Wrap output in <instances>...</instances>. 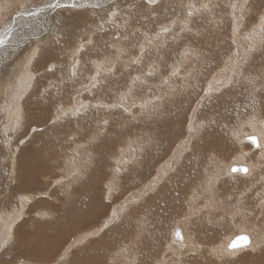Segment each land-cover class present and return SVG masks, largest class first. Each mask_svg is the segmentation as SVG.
<instances>
[{
	"label": "rangeland",
	"instance_id": "rangeland-1",
	"mask_svg": "<svg viewBox=\"0 0 264 264\" xmlns=\"http://www.w3.org/2000/svg\"><path fill=\"white\" fill-rule=\"evenodd\" d=\"M24 1H28L26 6H28L27 8H30L29 13L24 12L26 11V8L23 6ZM49 1L50 0H21L20 3H18L16 0H0V30H3L6 27L12 29V35L8 39L7 44L4 47H0V133H3L4 135L18 133V135L16 134L7 140L10 144L9 146H11V148L14 147V152H16L15 156L18 157L17 165L30 162V147L23 148L21 154H19L20 146L22 147L23 144L27 143L32 145L33 143H31V140L39 136L47 137V131L51 132V137L54 135V137L57 138L55 139L56 147L54 151L55 153L52 156L53 158H50L48 161L49 165L47 162L44 166L47 168L41 171V175L35 173L36 175L33 174V178H30L25 182V185L30 184L28 190L17 186V189H19L21 193H33L34 196L31 200L27 201L25 198L18 196L16 191H12L17 196V202L9 205L0 214V233L3 231V223H10L13 216L17 217V220L11 222L8 226V228L13 227L11 229L10 242L8 240L5 244H10L13 241V230L22 220H25L26 225L21 227L20 239L18 237L17 240L22 239V241L26 243L31 237V226L29 225L30 219L35 218L43 225L48 223V218L54 221L55 217H57L60 212L65 213L63 207L67 205L63 204L65 203L64 196H58L56 190L60 192L61 189L64 190L65 187L68 184L71 185V183L72 186H74L72 189L76 188L81 182H86L93 177V170H95L96 167L100 169L103 180L100 179L98 182L97 191L100 192H96L97 203H95L90 209L91 211H88L89 213L84 216L86 221L84 220V217H80L76 218V221L73 222V225H71L70 228H65L64 225L58 226L57 232L60 235L52 239L47 247H44L42 250L40 249L41 252L45 251L47 254L44 252L41 253L39 248H36L35 246L38 252L32 250L31 255L33 256L30 257V250L27 251L28 248H25L23 252L27 254L24 255L21 253L25 257L14 258L7 264H24L25 262L46 264L54 259L55 261H59L58 255L62 254L60 251L64 246L68 247V253L72 252L71 257L69 256V261L65 263L69 264V262L79 259L83 253H88L89 250L99 249L103 245L106 246L110 235L125 230L122 226L124 224H126L127 228L130 227L128 228V230H130L126 232L128 235L125 234L126 238H129L131 233L139 232L140 227L137 228V224H140V226L144 228L145 235L152 232L154 227L144 214L148 211L150 205H152L155 200L159 198L161 200V197L166 196V194H164L166 192L163 191L162 188L164 184L168 185L173 183L174 173H177L176 169L181 165L180 163L185 157H188L189 154V156H192L195 153L194 148H196V145L199 143L210 141L204 134V129L207 127L208 123L215 121L216 119V115L213 116V112H215L217 108H220L221 103V99H218L217 97L222 93H227L226 90L230 88V86H237L238 84L235 85L234 83H237V81L240 82L242 79L248 82L249 89V81L251 80L250 74L253 73L250 64H252L251 60L256 53H250L247 51L238 57L240 53L236 54L235 51L238 39L236 42L232 40L233 25L235 28H238L237 25H241L238 20L242 22L256 20L257 16L264 8V0H260V3L257 0H247L246 4L244 0H189L196 3L195 12H193L192 9L188 10L186 8V6L193 7L192 5L184 4L186 0H176V12L174 10L173 0H158V3L152 7H149L144 0H97L95 3V0H76V3H80L79 5L86 4L88 6L86 8L78 7L76 9H67L63 7L54 8V11L51 12L50 8L46 7ZM69 1L72 2V0H62V4L68 3ZM102 1H104L103 4L100 3ZM130 2L132 4H130ZM93 4H99V7L93 8ZM124 4H127L129 7L124 8L126 6ZM198 4L200 6H198ZM232 5H237V7L233 8ZM37 8L38 10L39 8H44L45 10L41 12L36 10ZM240 8H242V11H240L242 18L233 20L230 13L237 12ZM31 9L38 12V14H30L32 12ZM161 9L166 12V15L161 14ZM85 11L96 14L90 22L95 24V30L97 31H95V34H97V36L101 34V30H99L98 26L102 22H104V29L107 28V26L119 25L120 27L122 25V19L127 18V22L125 23V28L127 30L114 27V31H108L107 34L104 32L103 34L107 39L105 40V43L112 42L111 46L109 45V47L105 48L104 53L92 52L93 46L97 42V37L93 33L90 35L91 38H94L91 44L84 41V39L87 38L84 36L85 31L80 35H77V38H72L70 35H63L56 40H52L55 26L66 23L72 18L76 19L82 17L87 14ZM111 11L116 12L117 16L113 18V23H108L107 15ZM209 11H211V13L213 12V14H206L209 13ZM250 11L254 12V15L251 14ZM43 12L50 14V20L48 23L40 18L41 13ZM78 12L80 13L78 14ZM189 12L192 13L191 16H189ZM173 13L178 16L173 18L174 16H171ZM24 15H26V17ZM30 17L33 19L35 18L33 24L32 21L30 23L26 21V19H31ZM170 17L172 19H170ZM176 17L178 18L176 19ZM79 19L82 20V18ZM253 23L257 24L256 22ZM142 24H145L150 30V37L148 38L147 43H145L146 40L141 38V35H137L138 29ZM164 26L166 27L157 31L159 27ZM164 29H167V32H165ZM173 31L175 32L174 34ZM131 34L133 35L129 37ZM155 35L158 36L155 37ZM116 36H119L120 39L116 40ZM235 36L234 38L236 39L237 37ZM121 43V55H119L118 58L115 55L116 48L114 46L120 45ZM247 43L249 44L247 41L244 42L245 47L247 46L246 49H248ZM49 45L52 48L61 51L62 56H53L52 53L47 50ZM211 45L213 46V49ZM221 45H224L223 51L218 52L219 54H215L216 50L214 49ZM75 46L78 48L83 46V50L76 52ZM155 46L156 48L153 49ZM260 48L261 45H259L255 51H258ZM34 49L36 51H34ZM190 49L192 51H190ZM74 53H76V55L72 56ZM230 53L233 54V56L231 55L230 60L233 61L232 64L235 62L237 63L236 66H229L233 70L232 73H229L232 75V78L228 83L221 85L223 80L220 75V70H223V68L220 67H223L224 62L227 57L230 56ZM136 56L140 57L141 61L133 63V61H136L133 59L136 58ZM213 56L218 58L213 60V62L211 61L209 64H206L205 61ZM30 57L31 60L29 62ZM106 57H108L112 65L114 63L111 72L107 70V61L103 62ZM200 61H203L201 66L199 64L201 63ZM74 63L76 65V76L72 75L71 72L73 68L70 67ZM100 65H103V68L101 69L100 75L97 77L99 83L95 88H91L89 77L93 74L92 70L94 69L93 71L95 72L96 68ZM49 67L53 68L50 72L48 71ZM239 68L243 70L242 79L241 76H239ZM56 69L59 71L60 75L54 74ZM113 73H116L114 74L115 76ZM149 73H151V75H149ZM33 74L35 75L33 82L25 95L21 97V103L25 102L26 99L29 103H32V100H34L35 96H31L33 84L36 83V95L45 97L49 91H52V88L49 85L53 84L55 79L61 76L58 79L63 81L62 84L67 88V92L70 90L66 102L70 105L74 98H80L82 100V103H79V114H74V108H71L67 112L66 110L59 108V105H55V109L51 108L50 111L45 114L46 119L43 120L42 123H39L38 125V122L36 121L29 123L26 121L25 123V120L23 119L15 130L10 131L6 121L8 118L7 113L12 109L14 102L18 99L17 97L20 96L21 83L27 81ZM181 74L184 75L182 76ZM194 76L197 77L195 78ZM183 77L186 78V80ZM187 81L188 83H191V85H188ZM197 81L198 83H196ZM252 81H255V88L260 90V106L262 105L259 110V115H256L255 117L264 118V75L260 78H256L253 73ZM193 83H195V85ZM144 84H147V87H145ZM216 86L220 87L217 88ZM212 87L214 88L212 89ZM125 89H129L130 91L126 92ZM75 90H77V93L74 94ZM184 90L185 92L187 90L186 94L184 93ZM253 90L254 89L251 86L250 91L248 92H252ZM238 91L243 97L250 98V95L245 91L244 84L239 85ZM177 92H182L183 95L182 93ZM186 100L187 102H185ZM97 105H102V107H97ZM177 105L180 106V110L176 109L178 107ZM125 108L127 111L124 110ZM63 113H67V115H64ZM55 114H57V116ZM38 116L40 115L36 114L35 110L31 108V105L26 107V119L29 120V117H35L34 119H36ZM175 117H178L180 132L173 131L172 126L167 123L168 120H172ZM212 117L213 120H211ZM250 117H252L253 120V115ZM250 117L246 114L237 124V127L234 128L235 130L233 129L232 131L235 133L237 132V134L239 132H250L251 126L248 123ZM12 119H14V116ZM74 120L76 122H74ZM192 120L193 122L190 126L189 124ZM105 121H107V123H105ZM258 121L255 119V124ZM64 123L70 125L64 129ZM32 128H36L37 131L33 133L31 131ZM192 128L193 130H191ZM257 128L258 126L252 129L256 130ZM165 136L168 137L167 140L164 141V144L167 146H162L161 143ZM250 136L252 135L248 134L242 136L244 138L242 142L246 148H241L236 142H234L237 145L234 149L231 148L234 150L233 152H230L231 149H229L228 146H223L224 148L222 149V152H224V154L220 153L218 150L212 151L210 149L202 152L206 154L204 162L200 163V178L195 179L196 183L199 184L203 182L205 178L204 176L214 170L218 171L221 176L225 174L227 177L228 169L230 168V165H227L231 163L232 160L238 158L234 155L236 152L242 150L243 152H248L249 149L255 150L256 146L245 139V137L248 138ZM144 138L146 139L145 145H140L139 141H143ZM231 138L232 137H228L229 140H233V138ZM154 139L158 140V143H154ZM20 140H24V143L21 144ZM181 140V145H178V142L180 143ZM35 142L37 143L38 139H36ZM249 142L252 145H250ZM68 144V147L70 148L67 147ZM186 144L188 146H186ZM192 145L194 146L193 148ZM15 148H18L19 151ZM155 150L163 151L162 155L155 157ZM211 160L216 161V163H212ZM243 161H246V159ZM37 162H39V160H37ZM116 162L120 163L119 165L121 167L119 169L115 166ZM148 162H152V167L149 171V177L146 178L144 177V175H146V167L142 163ZM171 164V169H169L166 175H163L161 181L158 182L162 169L169 167ZM0 166L2 165L0 164ZM263 166L264 165H262L259 160L257 163H254L252 166V176L264 175V173H260ZM6 167L8 168V166ZM74 170L80 173L75 179V175L71 174L74 173ZM140 170H142V172ZM136 174L138 175L137 177L135 176ZM149 178H156V180L153 181L152 185L146 186L143 190L144 192L141 193L142 186L138 189L137 187L140 184L142 185L147 182ZM192 178H195V176L192 175ZM72 180L73 182H71ZM106 182L113 183L110 196L106 194L107 192L104 193L107 188ZM115 183L118 185L116 186ZM99 186L104 189H101ZM204 192L205 191H201L200 193L194 192L195 196L200 194L197 196L199 198L196 199L197 204L203 203L205 197L203 195ZM232 193H228L225 196L226 201L230 198ZM187 195L188 197L190 196L189 194ZM241 195L242 193L239 192L237 197L239 198ZM263 199L264 195L258 193L250 199L247 207L251 212L258 213L260 210L258 207V201ZM183 204L185 205V202H183ZM142 207H144V209ZM205 211L206 210H201V212L198 213L195 212V208H188L186 211L182 210L180 216L184 214L186 218L182 220V222L177 223L178 227H176L175 224L171 228L168 237L165 235V231L160 233L165 243H168V245L172 247L173 244H175V247L178 250L184 251L187 246L191 245L193 240H200L202 251L204 253L210 254L217 248L224 251L227 241L219 243L216 240L213 246L210 245V239L213 237L212 229L200 228L197 224L204 222L201 217L204 213L206 214ZM240 215H245V218L249 220L253 219V215H250L247 212H229L228 220L226 222V227H229L226 231L227 233H230V231H238L239 229L236 228L243 224L247 234L264 237V232L261 228H258L249 222L240 223L233 221L234 218V220H237ZM172 217L168 220V224H166L169 228L176 219ZM123 221L125 223H123ZM106 222L107 227L104 226ZM126 222L130 223L127 225ZM76 224L79 225L76 226ZM98 224L99 226L96 229L86 232ZM190 225L193 229H190ZM231 228L234 230L232 231ZM176 229H179L184 236L183 246L172 239V233ZM118 236L123 238V240L125 239L124 235H117L115 238H119ZM72 241H77L78 243L69 246ZM97 241L98 244L96 243ZM8 245H6V247ZM99 245L100 247H98ZM113 247L114 246H112V248ZM55 248L58 249L55 250ZM117 249H119L120 252L119 247H114L111 251L110 255L112 257V262L127 264L129 259L127 260L126 258L130 257L128 250L122 251L120 256ZM116 251L118 253H116ZM145 251L146 249L141 247L137 254L143 255ZM42 254H45L48 258ZM124 254L126 255V258ZM92 255L98 257L99 253H92ZM127 255L129 256L127 257ZM114 256L117 259L114 258ZM254 256L260 257L261 263L264 264V254L259 256L254 253ZM174 257V255H171L165 264H176ZM124 261L127 262L125 263ZM0 264H3V262L0 261Z\"/></svg>",
	"mask_w": 264,
	"mask_h": 264
},
{
	"label": "bare ground",
	"instance_id": "bare-ground-1",
	"mask_svg": "<svg viewBox=\"0 0 264 264\" xmlns=\"http://www.w3.org/2000/svg\"><path fill=\"white\" fill-rule=\"evenodd\" d=\"M20 1L21 0H18V1L16 0V2H18V3H20ZM96 1L97 0H95L94 3ZM257 1L260 3V0H257ZM51 2H54V0H51ZM26 3H28V1H24L23 2V6L26 8L25 9L26 11H24V12H28L29 13L30 12V10H29L30 8H27L28 6H26ZM61 3H62V0H61ZM68 3H71V1H69ZM100 3L103 4L104 1H102ZM77 4L79 5L80 3L78 2ZM130 4H132V3L130 2ZM173 4H174V10L176 12V10H177V1L173 0ZM184 4L192 5L193 7L186 6V8L188 10L192 9L193 12H195L196 3H193L192 1L186 0L184 2ZM199 4H198V6H200ZM124 5H126L124 8H128L129 7L127 4H124ZM242 8H240L237 12H231L230 13L232 15L233 20H235L237 18H242L241 14H240V11H242L241 10ZM198 9H199V7H198ZM31 10H32L31 13L35 12V11H33V9H31ZM36 10H38V8ZM50 11L52 12V11H54V9L50 8ZM160 12H161V14L166 15V12L163 9H161ZM79 13L80 12H78V14ZM86 13L87 14L83 15L82 17H79V18H82V20L79 19V18H76V19L72 18L73 19L72 20L70 17H68L71 20H68L66 23L58 24L57 26H55L54 34L52 36V40H56V39H58L59 37H61L63 35H70V37H72V38H77V35H80L83 31H85L84 36H86L87 38L84 39V41L86 43H88V41L92 42V40L94 39V38H91V36H90L91 33H93L97 37V42L93 46L92 52L93 53L94 52L104 53L105 52V48L109 47V45L111 46L112 42L105 43V40H107V39H106V36L103 33L106 32V34H107L108 31H111V30L114 31V27H117V26H107V28H105L104 31H101V34L97 36V34H95V31H96L95 30V24L90 22V20H92L96 16V14H93V13H90V12H86ZM250 13L254 15V12L250 11ZM206 14H213V12L211 13V11H209V13H206ZM24 16L26 17V15H24ZM24 16H22V17H24ZM40 16H41L40 18L43 21H46L47 23L49 22L50 14H47L46 12H43V13H41ZM171 16H174L173 18H175V16H178V15L173 13V14H171ZM206 16H208V15H206ZM181 17H182V15H181ZM184 17H186V16H184ZM262 17H264V8L261 10V13L257 16L256 20H254V21L247 20V21H244V22L238 20L241 23V25L240 24L237 25L238 28H235V26L232 24L233 25V32H232V34H233L232 38L233 39L232 40L236 42V40L238 39V42H237L238 44L235 47L236 54L240 53L238 57H240V55H242V53H244V52L246 53L247 51H249L250 53L251 52L256 53L255 56L251 60L252 64H250V66L252 68V72L254 73L256 78H260V77H262L264 75V25H262V22H261V18ZM177 18L178 17H176V19ZM170 19H172V18L170 17ZM230 19H231V17H230ZM26 21L29 22V23L32 21V24H33L34 21H35V18L34 19L33 18L26 19ZM126 22H127V18H123L122 19V25L119 28L127 30L125 28V23ZM180 22H181V20H180ZM253 22H256L257 24H254ZM165 27L166 26L159 27L157 29V31L160 30L161 28H165ZM26 28H28V27H26ZM234 28H235V31H234ZM174 33L175 32L173 31V34ZM132 35L133 34H131L129 37H131ZM137 35H141V38L146 40L145 43H147L148 42V38L150 37V30L145 24H142V25H140V27L138 29V34ZM157 36L158 35H155V37H157ZM234 36L237 37V38L235 39ZM17 41H18V39H17ZM245 41L249 42V44L247 43L248 44V49H246L247 46L245 47V45H244ZM185 42H187V41H185ZM189 42H190V40H189ZM157 43H158V41H157ZM259 45H261V48L258 51H255V49ZM114 47L116 48L115 55H116V57L119 58V55H121L120 51L122 49V43L120 45H116ZM211 47L213 49L212 45H211ZM75 48H76L75 50L77 52L78 47L75 46ZM154 48H156V46L153 47V49ZM223 49H224V45L218 46L217 48L214 49V50H216L215 54H219L218 52L223 51ZM47 50H49L52 53L53 56H59V57L62 56V52L61 51H58L55 48H52L50 45H49ZM34 51H36V50L34 49ZM185 51H186V49H185ZM190 51H192V50L190 49ZM193 51H194V49H193ZM140 52H141V50H140ZM183 53H184V51H183ZM193 54H192V56L194 57ZM75 55H76V53H74L72 56H75ZM231 55L233 56V54L230 53V56L227 57L226 61L223 64V67H220V68H223V70H220V75H221L222 80H223L221 85H224L225 83H228L229 80L232 78V75L229 74V73L230 72L232 73L233 70L229 66H233V65L236 66L237 62L232 64L233 61H230L231 60ZM217 58L218 57H215V56L209 57L208 60L205 61V63L209 64L211 61L213 62V60H216ZM133 59H135L136 61H141V58L138 57V56H136V58H133ZM154 60H152V61H154ZM106 61H109L108 57H106L103 60V62H106ZM202 63H203V61L201 63H199L200 66L202 65ZM73 65L74 64H72L70 67L73 68ZM113 65H114V63H113ZM94 66H95V64H94ZM70 67H69V69H70ZM237 67H238V65H237ZM75 68H76V65H75ZM171 68H173V67H171ZM224 68H226V69H224ZM236 69H238V68H236ZM93 70H92L93 74H91L90 77H89V83L90 84L92 83V80H91L92 77L97 75V68H96L95 72ZM81 71H83V70H81ZM102 72H104V71H102ZM120 72H122V71H120ZM145 72H146V70H145ZM239 72H240L239 76H241V79H242L243 70L241 68H239ZM253 73L250 74L251 80L253 78ZM54 74L55 75H60V73H59V71L57 69L54 71ZM114 74H116V73H113V75ZM30 77H31V79H28L27 81H24V82L21 83L20 96L17 97L18 99L16 101L14 100L15 102H14V104L12 106V109L10 110L9 113H7L8 118L6 119V121L8 123V129L10 131H13V130L16 129V127H18L17 126V117H19L18 125L22 122L23 119L25 120V123H26V121H27V123L36 121V122H38L37 123V125H38L39 123H42L43 120L46 119L45 118V114H47L50 111L51 108L55 109V107L57 105H59L58 106L59 108H61L63 110H66L67 112L71 108H74L73 110H75V109H79L80 110V107H79L80 104L79 103H82V100L80 98H74L72 104H70V105H69V103L66 102V99H67V97L70 94V90H69V92H67L68 91L67 88L62 84L63 81L58 79L61 76L56 78L55 82L53 84L49 85V86H51L52 91H49L46 94L45 97L41 96V95H39V96L36 95V83L33 84V88L31 90L32 91L31 96H33V95L35 96L34 100H32V103L31 102L29 103L27 101V99H26L25 102L21 103L20 102L21 101V97L23 95H25L26 91L29 89L31 83L33 82V79H34L35 75L33 74ZM133 77H134V73H133ZM187 78H188V76H187ZM190 78H192V77H190ZM184 79L186 80V78H184ZM134 80H135V78H134ZM114 81H117V80H114ZM138 81H140V80H138ZM152 82H153V80H152ZM136 83H138V82H136ZM187 83H188V81H187ZM196 83H198V81ZM147 84H144V86L147 87L146 86ZM189 84L191 85V83H188V85ZM193 84L195 85V83H193ZM234 84L235 85L238 84V85L237 86H234V85L230 86V88H228L226 90L227 93H225V94L222 93L223 95L220 94V96L217 97L218 99H221V103H220V108L219 109L217 108V110L216 111L214 110L215 112H213V116L216 115V119L214 117L215 121H212L210 123L207 122L208 125L204 129V134L209 138L210 141L209 142H205V143H199L198 145H196V148H194L195 149V153L193 155L191 153V155L193 157L189 156L190 154L188 155V157H185V159L180 163L181 165L176 169L177 173L176 174L174 173V177H173L174 181H173V183L168 184V185L164 184L163 188L160 186L163 189V191L166 192V193H164V194H166V196L163 194L166 198L165 197H161V200H160V198L159 199L156 198L157 200H155V202L152 203V205H150L148 211L145 212L144 215L146 216L147 220H149L152 223V225L154 227L152 232H150L149 234L145 235L144 228L142 226H140V224H137V228L140 227L139 232L131 233L130 237L126 238L125 234L128 235L126 232H128L130 230V229L128 230V228H130V227L127 228L126 224H124V225L121 224L125 228V230H123L121 232H118V233L115 232L113 235H110L108 237V243H107L106 246L105 245H103V246L101 245V243H100L102 241L101 240L99 243H100V245L102 247H100V245H99L98 246V247H100L99 249H95V250H91V251L89 250V252L86 253V254L83 253V255L79 259H77L75 261H71V262H69V264H121V262L118 263L117 261H116L117 263H115V262L113 263L112 262V257H111L110 254H111V251L114 249V247H119L120 248V252H119V249H117L118 252H119V255H120V253H122V251L128 250V253H129L130 257L126 258V255L124 254L125 258L127 260L129 259L127 264H165L169 260L171 255L175 256L174 257V261H175L176 264H262L261 260H260V257L254 256V253L258 254L259 256H262L264 254V237L257 236V235H252V234H247L245 232V228H244L243 224H241L239 227L236 228V229H239L236 232H231V231H230V233L226 232L227 229L229 228V227H226V222L228 220V213L229 212H234V213L247 212L248 214L253 215V219L252 220L246 219L245 215H240L237 220H234L235 219L234 218L233 221L234 222H240V223L249 222V223H251L252 225H254L256 227L261 228V230L264 232V207H263L264 206V199L258 201V207L260 208L258 213L251 212L249 210V208L247 207V204H248V202L250 201V199L252 197L257 195L258 193H262L264 195V175H260V176H255L254 175V176H252V166H253L254 163H257V161L259 160L260 163L262 165H264V118L255 117L256 115H259V112H260L259 110L262 107V105L260 106V102H261V99L259 97V91L260 90L259 91L253 90L252 92H248V91H250L251 85H250V87L248 89V82L244 81L243 79L240 82L237 81V83H234ZM240 84H244L245 85V91L248 93V95H250V98H245L239 93L238 87H239ZM185 85H187V84H185ZM216 87L218 88L220 86H216ZM213 88L214 87H212V89ZM188 89H189V87H188ZM210 90H211V88H210ZM125 91L129 92L130 90L129 89H127V90L125 89ZM186 92H187V90H186ZM186 92L184 90L185 94H186ZM75 93H77V90L74 91V94ZM177 93H182V92H177ZM182 95H183V93H182ZM215 101H216V99H215ZM185 102H187V100ZM29 105H31V108L33 110H35L36 114L40 115V116L37 117L38 119L37 118L34 119L35 117H33V118L29 117V120L26 119V107H29ZM24 107H25V110H24ZM176 109L180 110L181 108H180V106H178ZM206 111H207V109H206ZM246 114H248L249 117L253 115V117L256 119V121L259 120L255 124V128H256V126H258V128L255 130V129H252L254 127L251 126L250 128L252 129V132H251V129H250V132H248V131L247 132H239L238 134H237V132L236 133L233 132L232 130L235 127H237V124L244 118V116ZM55 115L57 116V114H55ZM13 116H14V119H12ZM206 116H207V114H206ZM82 118H83V116H82ZM177 118L178 117H175L172 120H168L167 123L172 126V130L173 131L180 132V124H179ZM76 120H78V119H76ZM211 120H213V117H212ZM249 120L252 121V117H250ZM209 121H210V119H209ZM74 122H76V121L74 120ZM192 122H193V120L190 122V124H189L190 126L192 125ZM69 125L70 124H65L64 123V126H63L64 129H66ZM198 125H197V127H198ZM191 130H193V128ZM240 130H242V129H240ZM47 133H48L47 137H40L39 136V137H36V138L32 139L31 140V143H33L32 145L31 144L29 145L27 143V144H23L22 147L20 146L19 147L20 151L18 150V148H15L16 150H18L20 152L19 154H21V150L23 148L30 147V154H29L30 155V158H29L30 162H28L26 164L22 163V165H17V161H18L17 158L18 157L15 156L16 152H14V147L11 148V146H9L10 145L9 142L7 141L8 138L13 137L16 134L18 135V133H13V134L9 133L7 135H4L3 133H0V134H3V135H0V164L2 165V166H0V214L9 205L14 204V203L17 202L16 194L18 196H21V198H25L27 201L31 200V198L34 196L33 193H30V194L21 193L19 191V189H17V186L19 188L21 187V188H23L25 190H28V187H29L30 184L25 185V182L27 180H29L30 178H33L34 177L33 174L36 175L35 173H38V174L41 175V171L44 170L45 168H47V167H44L46 165V163L50 160V158H53L52 156L55 153L54 151H55V147H56V140L55 139H57V138H55L54 135H52V137H51V132L47 131ZM252 133H254V134H252ZM248 134H251L252 136L254 135V136L257 137V140H258V143L260 144V147H255V150L249 149L248 152H243V150L239 151V152H236L234 155L236 157H238V158L235 159V160H232V162L227 165V166L230 165V168L232 166L237 167V168H240V167L246 168L247 167L248 175H246L247 173H243V172H232V171H230V169H228V172H230V173L232 172V176H229L228 175L229 173H227V177H226L225 174H223L221 176L218 171L214 170L213 172H211L208 175L204 176L205 178H204L203 182H201L199 184L196 183L195 179L196 178H200V163L204 162V157H205V154H206V153H202V152L206 151L207 149H210L212 151L218 150L220 153L224 154V152H222V149L224 147L228 146L229 149H231V148L234 149L237 144L241 148H246L244 146L243 142H242V140H244V138L242 136L248 135ZM191 135H192V133H191ZM167 136H165V138L163 139V141L161 143L162 146H167L166 144H164L165 143L164 141H166L167 138H168ZM228 137H232L233 140H229ZM36 139H38L37 143L35 142ZM245 139L250 141L249 137L248 138L245 137ZM153 141H154V143H158V140H156V139H154ZM145 142H146L145 138H144L143 141H141V140L139 141L140 145L141 144L145 145ZM234 142H236L237 144H235ZM181 143H182V140L180 141V143L178 142V145H181ZM69 144L67 145V147L69 146ZM186 146H188V145L186 144ZM193 147L194 146L192 145V148ZM62 148H64V147H62ZM68 148H70V147H68ZM68 150H66V151H68ZM233 151L234 150L231 149L230 152H233ZM154 153H155V157H159V156L162 155L163 151L155 150ZM24 155H25V153H24ZM190 157H192V158H190ZM244 159H246V161H243ZM37 160H39V162H37ZM19 162H21V161H19ZM211 162L212 163H216V161H212V160H211ZM119 164H120L119 162H116V165H115L116 168H118V169L121 167ZM142 164L146 167V169H145L146 175H144V177L147 178V177H149V171H150V169L152 167V162L142 163ZM40 165H41V167H40ZM48 165H49V162H48ZM6 166H8V168ZM98 166L101 167L100 165H98ZM133 166H134V164H133ZM38 167H40V168L35 170ZM171 167H172V164L169 167H166V168L162 169V172H161L160 178L158 179V182L161 181L163 175L164 174L166 175L167 171L169 169H171ZM147 170H148V173H147ZM93 171H94L93 172V174H94L93 177L91 179H88L86 182H81L80 181L81 183L79 184V186H77L79 188L76 187V188L72 189L74 187V186H72V183H71V182H73V180H72L70 182L71 185L70 184H68V185L65 184L67 186L65 187V189L63 187L64 190L61 189L60 192H58L56 190V193H57L58 196H61V197L64 196L63 198L65 199V201H64L65 203H63V204L67 205V206L63 207L64 210H65V213H61L60 212V214L57 217H55L54 221L48 218V223L43 224V225L40 224L37 221V219H35V218L30 219L29 225L31 226V230H30L31 231V237L28 239V241H26V243L23 242L22 239L21 240H17L18 237L20 239L21 227L26 225L25 220H22L21 221L22 223L20 222L14 228L13 235H12L13 236V241L10 244L8 243L9 245L5 244V243L8 240L10 242L11 229H12L13 226L11 228H8V226L11 224V222L16 221L17 217L13 216L11 221H10V223H8V222L7 223H3V225H2L3 226V231H2V233H0V246H1L0 261L3 262V264H7L8 262L13 260L14 258L25 257L24 255L27 254V253L25 254L23 252V250H25V248H28L27 251L30 250V254L28 253L29 256L30 257L33 256V255H31L32 254V250H34L35 252H38L37 249H36L37 247L39 248V250L40 249L42 250L44 247H47V245H49V243L51 242L52 239H54L55 237L60 235L57 232V227L58 226L64 225L65 228H68V227L70 228V226L73 225V222L76 221V218L84 217L86 214H88L89 213L88 211H91L90 209L93 207V205H95V203H97L96 194L98 192H100V191H97L98 190L97 189V185H98V182L100 181V179H102V173L100 172V169L98 167H96L95 170H93ZM140 171L142 172V170H140ZM73 172L74 173H71V174L75 175L74 179L77 178L78 175H80V173L75 171V170ZM260 173H264V166L261 169ZM192 175H194L195 178H192ZM135 176L137 177L138 175L136 174ZM154 180H156V178H149L147 182H145L142 185L140 184L137 187V189L142 186L141 187L142 188V192L141 193H143L144 192L143 191L144 188L146 186L152 185ZM192 181H195V182H192ZM23 184L25 185V187H24ZM56 184H57V182H56ZM106 184H107L106 185L107 188H106V191H104V193L107 192L106 194L108 196H110L113 183L112 182H109V183L106 182ZM117 185L118 184H116V186ZM101 189H104V188H101ZM116 189H117V187H116ZM230 189H232V191ZM25 190H23V191H25ZM12 191L13 192L16 191V194H14ZM61 191H64V192H61ZM159 191H161V190H159ZM201 191H205L204 194H203L205 196L204 197V201H203V203L201 202L202 204H197L196 199L199 198L197 196H199L200 194L198 195L196 193L197 195L195 196L194 192H199L200 193ZM239 192L242 193V195L238 198L237 196H238ZM228 193H232V194H231L230 198L226 201L225 196ZM187 194H189L190 196L188 197ZM159 195H160V192H159ZM167 196H168V198H167ZM183 202H185L186 206L183 204ZM142 208L144 209V207H142ZM188 208H195V212H198V213H200L201 210H206L205 211L206 214L204 213V215L201 217L204 222L203 223H197V224L199 225L200 228L203 227V228H211L212 229L213 237L210 239V245L213 246L214 243L216 242V240L219 243L227 241L224 251H221L220 249L217 248L213 252H211L210 254L209 253H204L202 251V244H201L200 240L199 241L198 240H193L191 245L187 246L184 249V251L178 250L175 247V244H173V247H172V246L168 245V243H165V241L161 237L160 233L165 231V235L168 237L171 228L175 224H176V227H178L177 223L182 222V220H184L186 218L184 216V214L182 216H180V214L182 213V210L186 211ZM94 210H96V209H94ZM145 210H146V207H145ZM134 214H136V213H134ZM172 215H173V217H172ZM171 217L172 218H176V219H175L174 223L169 228V226H166V224H168V222H169L168 220H170ZM85 219L86 218L84 217V220ZM124 221H123V223H125ZM126 223L128 225L130 222L129 223L126 222ZM106 224H107V222L104 224V226ZM184 224H185V222H184ZM184 224H183V226H184ZM77 225H79V224H76V226ZM98 226H99V224L94 226L93 228L87 230L86 232H88L90 230H94ZM120 228H122V227H120ZM184 229H185V226H184ZM190 229H193L191 225H190ZM231 230H232V228H231ZM166 231H167V233H166ZM217 234H218V236H217ZM241 234H245V235L249 236V238H250L249 245L247 247H241V248L235 249L233 251H229L228 249L226 250L227 244L234 237L239 236ZM117 235H124L125 239L123 240V238H120L119 236H118L119 238H115V237H117ZM216 236H217V238H216ZM189 237L191 238L190 235H189ZM70 240H72V239H70ZM76 243H78V242L77 241H72V243L69 246L75 245ZM96 243L98 244V241ZM6 245H8V246L6 247ZM87 245H88V243H87ZM35 246H36V248H35ZM112 246H114V247L112 248ZM141 247L145 248L146 251L144 252L143 255H140V254L138 255L137 252H138V250ZM82 248H80V249H82ZM57 249L58 248H55V250H57ZM67 249H68V247L64 246L61 249V251L59 250L60 253H62L61 255H58L59 256V261H55V259H54L53 261H49L46 264H65L67 261H69V256L71 257V254H72V252L68 253ZM41 250H40V252H41ZM55 250H53V251H55ZM42 252L45 253V251H42ZM56 252H58V251H56ZM118 252L116 251V253H118ZM21 253L24 254V255H22ZM41 253H39V254H41ZM78 253H79V251H78ZM92 253H99V256L95 257V256L92 255ZM125 253H127V252H125ZM45 254H47V253H45ZM45 254H42V255H45ZM129 255H127V257ZM75 257H77V256H75ZM114 258H116V257L114 256ZM114 258H113V261H114ZM121 258H123V257H121ZM118 261H119V259H118ZM24 264H33V263L25 262Z\"/></svg>",
	"mask_w": 264,
	"mask_h": 264
},
{
	"label": "snow or ice",
	"instance_id": "snow-or-ice-1",
	"mask_svg": "<svg viewBox=\"0 0 264 264\" xmlns=\"http://www.w3.org/2000/svg\"><path fill=\"white\" fill-rule=\"evenodd\" d=\"M144 2L149 5V7H152L154 5H156L158 3V0H144ZM245 4L247 3V0H244ZM88 5L86 4H83V5H78L76 3V0H72L71 3H61V0H54V2H50L47 4V8H67V9H76L78 7H81V8H86ZM93 8H96V7H99V4H93L92 5ZM233 8H236L237 5H232ZM45 9L44 8H39L38 11H44ZM32 15H37L38 12H33L31 13ZM192 13L189 12V16H191ZM117 16V13L114 12V11H111L108 13L107 15V22L108 23H113V18ZM261 22H262V25H264V17L261 18ZM99 30L103 31L104 29V22H102L99 26ZM117 27H119V25H117ZM165 32H167V29H164ZM12 35V29L10 27H6L4 28L3 30H0V47H4L7 42H8V39L11 37ZM116 40H119L120 37L119 36H116L115 37ZM150 42V41H149ZM88 43H91V41H88ZM83 50V46H81L80 48L77 49V51H82ZM31 60V57L29 58V62ZM108 63V71L111 72L112 71V68L114 67V65L111 64V61H107ZM133 63H137V61H133ZM103 68V65H100L98 66L97 68V75L96 76H93L92 77V83L90 84V87L91 88H95L97 86V83H99L97 77L100 75V72H101V69ZM53 68L52 67H49L48 68V71H52ZM72 75L75 76L76 75V71H75V63L73 65V69H72ZM149 75H151V73H149ZM29 79H31V77H29ZM249 84L253 87L254 90L256 91H259V89H256L255 88V81H252L250 80L249 81ZM81 107H85V106H81ZM97 107H102V105H97ZM125 111H127V109L125 108L124 109ZM79 109H75L74 110V114H79ZM64 115H67V113H63ZM59 118V117H58ZM18 122H19V117H17V126H18ZM54 123V121H53ZM105 123H107V121H105ZM250 126L252 127H255V118H253L252 121L249 122ZM31 131L34 133L37 131L36 128H32ZM249 140L250 142L255 145L256 147H260V144L258 143V140H257V137L256 136H250L249 137ZM20 143L23 144L24 143V140H20ZM232 172H243V173H247L248 169L247 168H243V167H240V168H237V167H233L231 169ZM105 227H107V225H105ZM174 235V238H175V241L176 242H179L181 244V246H183V243H184V236L183 234L181 233V231L179 229H176L173 233ZM250 243V238L248 235H245V234H241L239 236H237L235 239H233L229 245H228V250L229 251H233L237 248H241V247H247Z\"/></svg>",
	"mask_w": 264,
	"mask_h": 264
},
{
	"label": "crops",
	"instance_id": "crops-1",
	"mask_svg": "<svg viewBox=\"0 0 264 264\" xmlns=\"http://www.w3.org/2000/svg\"><path fill=\"white\" fill-rule=\"evenodd\" d=\"M249 144H250V142H249ZM250 145H252V144H250ZM233 167H234V166H232L231 168H229L230 171H231V169H232ZM246 168H247V167H246ZM228 173H229V174H228L229 176H232V172H231V173L228 172ZM246 175H248V173H247ZM230 190L232 191V189H230ZM234 191H235V190H234ZM234 191H233V192H234ZM193 224H194V223H193ZM193 224H192V225H193ZM173 233H174V232H173ZM173 233H172V239L175 241V238H174ZM236 237H237V236H236ZM236 237H234L233 239H235ZM233 239H232V240H233ZM232 240H231V241H232ZM231 241H230V242H231ZM175 242H176V241H175ZM230 242H229V243H230ZM177 243L180 244L179 242H177ZM229 243H228L227 246H226V250L228 249V245H229ZM237 249H238V248H237Z\"/></svg>",
	"mask_w": 264,
	"mask_h": 264
}]
</instances>
